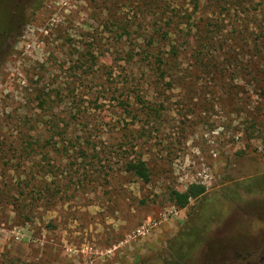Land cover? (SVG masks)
I'll return each mask as SVG.
<instances>
[{"label": "rangeland", "instance_id": "1", "mask_svg": "<svg viewBox=\"0 0 264 264\" xmlns=\"http://www.w3.org/2000/svg\"><path fill=\"white\" fill-rule=\"evenodd\" d=\"M28 14L0 66V264H170L186 241L189 263L264 264V0ZM195 181L206 193L176 206Z\"/></svg>", "mask_w": 264, "mask_h": 264}, {"label": "trees", "instance_id": "2", "mask_svg": "<svg viewBox=\"0 0 264 264\" xmlns=\"http://www.w3.org/2000/svg\"><path fill=\"white\" fill-rule=\"evenodd\" d=\"M40 1L41 0H34L35 4H38ZM175 54H176V52L173 51L170 54V57L167 58L166 60L160 56L157 57L156 61L158 64V68L161 69L162 66L168 65L170 63H174V60L176 59ZM5 163H7V162L5 161ZM126 170L133 173L134 175H136L138 178H140L141 180H143L145 182H149L151 180V171L149 169L147 162L144 159L138 158V159L131 160V161L127 162L126 163ZM252 184H255V185L264 184V176H262V177L259 176V177L255 178L250 183V185H252ZM206 191H207V187L205 184L194 182V183H191L187 187V189H185L184 191L173 189L171 191V199L176 206H178L180 208H185L189 205L191 199L199 198V197L203 196L206 193ZM213 211H215V210H210L211 215H212L211 212H213ZM209 216H208V218H207V216L205 218L207 221H211ZM197 225L200 226V234H199V239L197 238V241L201 245L202 244V240H201L202 237L201 236L206 234L207 229H209V227H207L208 225L205 226L203 221L200 224H199V222H197ZM193 229L194 228L192 227V229L187 234V236L189 238L193 237L192 235H194ZM194 245H195V242H194ZM188 248H189V246L187 245V241H186V247L183 250L179 249L177 251L176 257L170 260V264H193L192 261H190L191 263L188 262V259H190V254H191V253L187 252ZM192 259H194V258L192 257ZM193 262H195V259ZM135 264H147V262H146V260L143 259V260L138 261ZM195 264H198V263L195 262Z\"/></svg>", "mask_w": 264, "mask_h": 264}, {"label": "flooded vegetation", "instance_id": "3", "mask_svg": "<svg viewBox=\"0 0 264 264\" xmlns=\"http://www.w3.org/2000/svg\"><path fill=\"white\" fill-rule=\"evenodd\" d=\"M34 6V0H0V66L14 38L23 30L28 13ZM251 256L249 252L234 251L235 260H244L246 264H250Z\"/></svg>", "mask_w": 264, "mask_h": 264}, {"label": "built area", "instance_id": "4", "mask_svg": "<svg viewBox=\"0 0 264 264\" xmlns=\"http://www.w3.org/2000/svg\"><path fill=\"white\" fill-rule=\"evenodd\" d=\"M200 176L201 177H208L207 175H203V173H200ZM196 183H203L205 184L204 181H195ZM194 183V182H193ZM206 185V184H205ZM149 226H150V221H148V223L140 226L138 229H137V232L138 234H146L147 232H149Z\"/></svg>", "mask_w": 264, "mask_h": 264}]
</instances>
